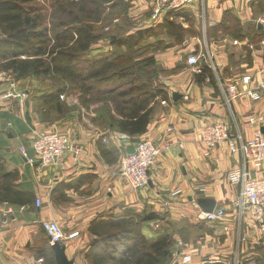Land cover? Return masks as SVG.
<instances>
[{
	"label": "crops",
	"instance_id": "crops-1",
	"mask_svg": "<svg viewBox=\"0 0 264 264\" xmlns=\"http://www.w3.org/2000/svg\"><path fill=\"white\" fill-rule=\"evenodd\" d=\"M131 1L134 16L141 22L136 29L158 28L167 21L180 24L184 32L180 43L160 52L157 58L172 71L164 80L165 97L156 98L147 129L141 135L101 128L94 120L65 125L60 131L81 147V153L65 155L57 168H40L36 161L31 165L21 153L23 149L27 158H33L34 133L48 128L34 120L37 95L31 98L24 90L29 100H0V158L5 170L17 171L18 183L34 194V202L28 205L0 202V264H56L42 227L45 220L56 221L66 235L77 233L62 243L66 255L75 264H89V246L95 240L88 231L90 224L99 218L121 216L127 210L159 217L147 226L170 222L183 229L182 235L174 234L170 264H264V232L246 215L239 218L233 207L239 191L229 184L227 176L240 165L239 155L231 154L224 144L205 156L198 141L200 127L215 121L226 123L233 136L240 134L245 140L256 128L264 134V121L253 126L247 123L253 116L264 118V97L258 103L245 94L231 102L226 99L227 87L239 85L244 76L252 77L253 86L257 84L264 58L227 75L230 57L235 53H229L232 47L226 39L211 37L205 50L209 63L200 60L196 68L187 63L188 57L203 53L202 32L213 35L228 11L234 15L236 11L240 18L250 16L254 0H202L169 12L156 22L151 20V0ZM239 86L241 92L245 91ZM186 87L191 91L188 102L182 99ZM21 89V82L0 77V97L9 92L22 93ZM174 94L180 98L174 99ZM145 140L159 147L160 156L148 172L147 186L133 190L113 172L129 149ZM262 173L264 176V169ZM176 191L179 194L172 197ZM36 199L42 202L39 208ZM200 199L213 200V211L222 210L225 217L214 223L202 220L199 215L205 212L198 205Z\"/></svg>",
	"mask_w": 264,
	"mask_h": 264
},
{
	"label": "trees",
	"instance_id": "trees-1",
	"mask_svg": "<svg viewBox=\"0 0 264 264\" xmlns=\"http://www.w3.org/2000/svg\"><path fill=\"white\" fill-rule=\"evenodd\" d=\"M113 1L53 0L52 13L47 19L36 0H0V70L11 72L14 81L28 77H56L86 94L95 89L93 83H109L106 92L111 96L117 116L110 114L107 128L113 127L128 136L141 135L147 129L156 98L165 97L162 88L141 91L140 84L133 85L141 81L143 75H149L146 72L150 69L146 70L144 64L150 58L135 60L130 68L125 67L124 73L115 72L124 58L122 53L121 56L114 51L93 60L80 59L100 40L95 25L103 14L102 6ZM255 27L257 32H264V27ZM155 29L162 32V36L157 37L156 44L150 43L152 49L166 48L162 41H167L166 49L171 48L180 43L184 35L180 24L166 21L158 28L136 29L125 35L111 36L109 41L116 48H135L151 39ZM151 69L153 77L154 67ZM122 82L132 87L121 89ZM66 88L61 87L40 98L45 103L55 102ZM18 181L19 173L6 171L0 158V202L16 205L34 202L33 192L23 188ZM158 218L154 213L139 214L127 210L121 216L94 220L88 229L95 237L89 246V264H170L174 234L182 235L183 229L166 222L168 227L153 231L149 240L144 227Z\"/></svg>",
	"mask_w": 264,
	"mask_h": 264
},
{
	"label": "rangeland",
	"instance_id": "rangeland-1",
	"mask_svg": "<svg viewBox=\"0 0 264 264\" xmlns=\"http://www.w3.org/2000/svg\"><path fill=\"white\" fill-rule=\"evenodd\" d=\"M52 1L53 0H36L41 13L46 15L47 19H49V16L52 13ZM255 1L256 0L251 2L252 10L250 16L247 15L246 17L240 18V14L236 13V11H234L235 15L232 14L231 11H228L223 15L221 22L217 26L218 29L212 33L213 35L206 31L201 33L204 37V49L202 48L201 52L203 53L200 54H204L205 60L209 58L205 50L209 47L208 43L210 42L211 37L226 39V43L232 47L229 53L233 51L232 53H235L233 54L235 56H233V58L229 55L230 61L232 62L229 64V70L225 73L227 75L231 76L236 72H241L243 70L241 66L247 69L252 65H255L256 62L259 61L258 59L264 58V32H257L255 27L257 25L264 27V22L259 21L264 17V0ZM131 2V0H114L108 5H105V7L102 6L103 14L100 21L95 25V33L100 36V40L97 42V45L93 50L84 54L80 59L81 61L89 59L93 60L114 51V53H122L124 54V58H122L120 66L115 72L124 73L127 67L130 68L134 65L135 60L150 58L151 62L147 61L144 64L146 70L150 69V72H146L149 75H143L141 81H136L133 85L140 84L142 86L140 87L141 91H144L145 89L153 91L156 87L157 89L162 88L165 93L166 88L164 87V80L171 76L172 71L165 68L157 58L159 53L165 51L169 45L166 44L167 41H162V44L166 46V48H150V43L156 44L155 41L158 39L157 37L161 38L162 32H157L155 29V33L151 39H146L147 41L145 40L144 43H141L135 48H116L110 44L109 37L114 35H125L128 31H134V29L141 27V22L137 20V16H134V6ZM87 7L89 6H86V8ZM241 15L243 14L241 13ZM190 34L194 36L192 32ZM234 35H237V37H234ZM152 67H154L153 72L155 73V76L153 77H151V75H153L151 73ZM0 77H10V79H15L11 72L2 70H0ZM15 82H21L22 87V93L17 94L25 95V97L22 96L23 98L21 97L18 99L29 100L27 97L30 95L31 98L37 95L39 101L37 106L35 104V107H37L35 115L37 117L34 116V120L37 118L42 123L46 124L48 128L44 130L54 129L60 131L65 125L74 121L76 123V120H84V122L88 121L89 123H91L92 120H95L100 123L101 128H107L109 125L108 117L110 114H113L115 118L117 116L113 111L114 108L112 107L110 100L111 96H108L106 92L109 88V83H106L105 85L99 82L93 83L92 85H94L93 87L95 89L86 94L74 87L68 86L66 82L60 81L59 78L56 77H40L38 79L28 77ZM122 86L123 88L121 89H129V87H132L129 86V84L124 85L123 82ZM61 87L67 88L57 101L45 103L41 100L45 95L56 92ZM24 90H27V92L30 93L29 96ZM9 93L17 95L14 92ZM34 100L35 99H33V101ZM165 227H168L165 223L158 225L152 224V226H147L144 230V234L146 238L150 240L152 239L151 235L153 231Z\"/></svg>",
	"mask_w": 264,
	"mask_h": 264
},
{
	"label": "built area",
	"instance_id": "built-area-1",
	"mask_svg": "<svg viewBox=\"0 0 264 264\" xmlns=\"http://www.w3.org/2000/svg\"><path fill=\"white\" fill-rule=\"evenodd\" d=\"M202 0H151V20L158 21L169 12H177L185 9ZM264 22L263 19L259 20ZM200 60H205L204 55H192L188 57L189 66L198 67ZM213 67V65H212ZM245 87V91H240V86ZM233 84L227 87L226 99L231 102L238 96L246 95L254 103L263 99L264 95V69L260 72L258 82L253 86L251 76H244L240 84ZM22 95L7 93L0 97V100L10 98H21ZM22 97V98H23ZM182 99L188 102L191 99L189 87L184 88ZM165 104V101L161 102ZM263 117H250L247 123L251 126L262 124ZM172 128H168L171 132ZM230 127L222 122L215 121L209 125L200 127L198 131V141L205 149V156H208L213 149L222 145H227L231 154L239 155L241 163L234 167L228 173V182L230 185L238 188V198L233 202V207L239 218L249 217L256 222L261 232H264V134L259 128H256L249 139H243L240 134L233 136ZM33 158H27L25 150L21 153L28 159L29 164L38 162L40 168H57L61 164V159L69 154L77 156L81 153V147L73 141L66 132L58 130H41L34 133L32 141ZM132 153H126L119 162L118 167L113 174L117 178L125 180L133 189H141L148 184V172L160 156V149L152 140H145L137 143ZM179 194V191L172 193V197ZM41 200L36 199L37 208L41 206ZM170 206L169 203H166ZM199 217L207 222L214 223L225 217L222 210L212 211L211 213H200ZM42 227L49 238L50 245L63 243L66 240L73 239L77 233L66 235L60 225L54 220L42 221ZM244 239V235L242 237ZM188 261V259H185Z\"/></svg>",
	"mask_w": 264,
	"mask_h": 264
},
{
	"label": "water",
	"instance_id": "water-1",
	"mask_svg": "<svg viewBox=\"0 0 264 264\" xmlns=\"http://www.w3.org/2000/svg\"><path fill=\"white\" fill-rule=\"evenodd\" d=\"M260 27V25H259ZM174 99L180 98V95L174 94ZM134 148L129 149L128 153H132ZM198 205L203 209L205 213H211L215 207V202L213 200L200 199L198 200ZM54 253L56 264H75L72 259H69L66 255V248L62 243H55L51 246Z\"/></svg>",
	"mask_w": 264,
	"mask_h": 264
}]
</instances>
